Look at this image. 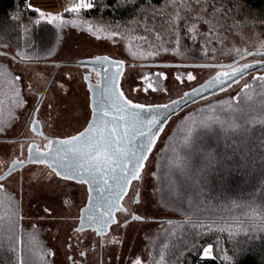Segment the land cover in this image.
Segmentation results:
<instances>
[{
    "label": "trees",
    "instance_id": "trees-1",
    "mask_svg": "<svg viewBox=\"0 0 264 264\" xmlns=\"http://www.w3.org/2000/svg\"><path fill=\"white\" fill-rule=\"evenodd\" d=\"M165 1L150 0L155 9ZM91 2L93 7L83 10L84 19L91 20L103 38L120 44L130 62L160 61L168 54L181 62L209 63L217 61L223 49L226 35L215 25L211 33L198 30L199 35H189L185 31L189 26H182L172 35V21L162 29V15L148 8L146 0ZM204 6L212 16L235 20L241 16V29L264 31V0H208ZM34 13L24 7V0H0V50L6 53L1 55L24 63H49L47 54L58 50L63 29L33 21ZM149 53L154 55L142 57ZM251 56L264 58L255 53L231 68ZM158 74H151L147 81L162 89V77L155 79ZM249 74L252 76L235 93L189 109L163 139L153 176L156 205L169 217L147 238L151 264H264V68ZM13 77L18 75L0 62V119L8 127L25 104L18 107L15 103L25 100L19 80ZM201 121L209 127H201ZM193 122L195 130L186 142ZM208 153L214 158L212 163ZM10 192L0 188V197L6 196L2 198L4 210L0 208V264H23L25 259L30 264H53L48 262L49 249L41 228L22 224L21 212L16 213L14 233L10 232L12 214L6 212ZM208 249L205 255L202 250Z\"/></svg>",
    "mask_w": 264,
    "mask_h": 264
},
{
    "label": "rangeland",
    "instance_id": "rangeland-1",
    "mask_svg": "<svg viewBox=\"0 0 264 264\" xmlns=\"http://www.w3.org/2000/svg\"><path fill=\"white\" fill-rule=\"evenodd\" d=\"M84 9L86 8H81L78 12L67 11L61 14L39 11L30 17L35 22L42 21L43 24L57 25L63 29L58 50L47 54L48 57L46 59L49 61L77 60L96 54L109 55L122 63L123 71L120 79V88L124 95L134 102L142 104L166 103L180 96L183 91L201 83L219 69L210 66L132 65L133 62H130L124 55L120 44L111 43L103 38L92 21L84 19ZM155 10L157 11L156 13L162 15V17H159L162 22V29L167 26L169 21H172V29H170L172 30V35H177L180 27H190L194 22L196 23V28L205 33H208L213 25L219 31H222L221 34L224 33L226 35L224 43L221 45L223 49L219 50L217 61L213 60L209 61V63L229 62L249 52L264 50V31L251 28L241 29V16L239 20H235L231 16H212L211 13L205 12V6L200 11H197L186 0H180L177 4L175 0H166L157 6ZM53 17L58 19H53ZM196 17L209 20L210 23H199L196 21ZM24 19L27 20L28 18L24 17ZM71 20L76 21V24L59 26L61 21ZM238 24H240V29L237 26ZM90 26L92 30L88 31ZM142 57L150 58L151 56L144 54ZM159 60L163 62L180 61L168 54ZM259 60H264V58ZM259 60L251 56L245 59V63L250 64ZM0 62L7 63L11 70L18 75L21 92L26 102L24 107L17 112L14 125L10 131L6 121L0 119V126L3 129L0 130V137H9L21 130L25 118L35 103L36 95L42 90L46 80L45 77L49 76L53 66L48 63L19 62L6 55H0ZM63 69L70 68L66 66ZM157 72L163 74L160 76V78L162 77L163 88L153 91L148 88L150 82L147 80L151 74ZM189 76L194 77V79L189 80ZM251 76L252 74L243 77L237 84L228 87L217 95L182 108L177 114H169L168 122L156 138L150 153H148L140 181L135 182L133 185V189L135 186L141 189L140 203L135 207V210L142 219L140 221H130L125 225L111 226L106 240L110 244L103 248V262H97L98 258L94 259V257L90 256L89 260L92 262H83L84 264H135L136 260H140L141 264H151L147 238L161 224L162 219L169 217L156 205L153 176L155 159L163 139L168 135L175 121L189 109L210 99L235 93ZM144 80L147 84H145ZM68 84V87L57 88L51 86L47 92L42 109L49 123L47 131L75 130L78 128L77 118L79 117L81 121L87 118L88 92L81 80V75H79L78 80L72 79ZM49 102H51L50 108L47 107ZM16 151L17 144L15 142L0 141V172ZM22 173V181L19 179V172L12 174L4 181L13 191L10 198H7L6 203L8 206L6 205V212L12 214V208L9 206L13 204V201H16L18 205L17 212L22 209L21 223L25 226L31 224L39 226L46 243L56 253L55 256H57L59 262H53V264H70L67 262V243L71 241L69 237L72 235L73 227L77 224L75 217L79 212V208L85 203V188L82 187L79 190V187H76L75 189L74 186L68 185L69 183L50 177L44 170L36 166L26 167ZM21 190L23 198L22 201H19L18 196ZM3 197L6 196L1 194L0 202H2ZM2 204L4 205V202ZM0 208L4 210L3 207ZM82 235L86 237L85 242L81 244L82 248L90 250L92 240L98 242L90 232H85ZM110 239L113 241H110ZM90 254L94 255L95 253L90 252ZM107 255L109 259H107Z\"/></svg>",
    "mask_w": 264,
    "mask_h": 264
},
{
    "label": "snow or ice",
    "instance_id": "snow-or-ice-1",
    "mask_svg": "<svg viewBox=\"0 0 264 264\" xmlns=\"http://www.w3.org/2000/svg\"><path fill=\"white\" fill-rule=\"evenodd\" d=\"M124 2H135V0H124ZM175 2H178V0H175ZM187 2L195 10L200 11L208 0H187ZM237 3H239V0H237ZM146 5L148 8L155 10L150 0H146ZM92 7L93 3L89 0L88 3H81L76 7L66 9V11L78 12L81 8L91 9ZM53 19L58 18L53 17ZM196 21L205 24L210 23L209 20L200 17H196ZM64 24L75 25L76 21H61L59 26ZM91 30L90 26L88 31ZM185 31L189 32V35L193 32L199 35L195 22L190 27L185 28ZM211 31L210 29V33ZM112 35H116V33H112ZM149 55H154V53H149ZM81 63L85 64L87 62L82 61ZM94 63L101 66L105 81L104 87L100 89L103 101L99 103L98 118L88 123L84 130L72 135L70 138L50 141L49 148L51 150L49 152L41 153L35 145H32L29 149L28 159L39 163L47 160L49 167L56 170L58 177L86 183L91 186L93 192L99 189L101 195L96 203L98 206L103 207L104 211L92 215L88 219L90 224L98 225V231L103 232L113 223L112 212L119 207V200L124 195L129 180L140 179V169L146 162L148 153H150L156 139L154 129L159 130V124L164 119H167L166 110L169 107L174 108L181 101H173L170 105L145 107L143 104L126 100L123 98V93L118 92L116 89V81L119 79L123 67L122 63L114 62L108 57H97ZM251 67L252 65L248 64L244 65L243 68L234 69L230 74L221 73L210 80L208 85L224 88L228 86L229 82H235L241 78ZM161 75L163 74H158L155 79L159 80ZM188 79L191 80L194 77L189 76ZM13 80L18 81L19 77H13ZM97 87H99V84ZM148 88L153 91L157 90L151 83L148 84ZM17 96H19L18 92ZM15 103L19 107L26 102L17 100ZM108 108L112 109L114 113L111 119H108ZM35 112L36 108L34 107L33 115ZM200 125L204 128L209 127L204 121H201ZM36 127L34 125V130H36ZM0 130H3L2 126H0ZM194 130L195 122L187 130L186 142L192 136ZM53 143L58 145V147L52 148L51 145ZM262 144H264V141H262ZM207 155L209 162L212 163L214 159L212 154L208 153ZM64 161L68 163L65 164L63 163ZM22 163V161L14 162L8 172L11 173L13 169L20 167ZM2 180L3 177H0V181ZM110 181L111 183H109ZM103 193H107V195ZM89 198L92 199L91 197ZM2 206L3 204L0 202V207ZM17 211L18 205L13 203L12 215L9 218L10 232L12 233L15 231ZM46 211L48 210L46 209ZM2 219L3 217H0V220ZM131 219L140 221L142 218L139 214H135L131 216ZM193 227L195 228V225ZM14 240L15 237L12 235V241L14 242ZM0 247H2V238H0ZM202 251L207 255L210 249ZM23 264H30V261L25 259ZM135 264H141L140 260H136Z\"/></svg>",
    "mask_w": 264,
    "mask_h": 264
},
{
    "label": "flooded vegetation",
    "instance_id": "flooded-vegetation-1",
    "mask_svg": "<svg viewBox=\"0 0 264 264\" xmlns=\"http://www.w3.org/2000/svg\"><path fill=\"white\" fill-rule=\"evenodd\" d=\"M71 61H76V60H51V61H49L48 64L52 65L53 69H52L51 73L49 74V76H48L47 80L45 81L44 86L41 90V91H43L44 88L46 87L44 94H43V97H42V100H41L38 108L36 109L35 114L34 115L31 114V112L33 110V107H34L36 101H37L38 95L41 91L36 95L35 103L32 106L31 110L29 111L27 117L25 118L24 124L22 125L21 130L15 135H11L9 137H2V138H12V139L15 138V139H13V140H0V141L15 142L17 144V151L12 155V157L9 159V161L11 159H13L16 155L19 154L21 146H27L29 144H36L39 148L44 149L47 147V144L49 142L50 137H56V138L69 137V136H72L74 134L79 133L81 130H83L86 127V125L90 119L91 110L89 107V91L87 88V82H86L85 77H86V74L89 73L90 75L88 78L90 80L98 81L99 73L94 72L88 68H81L78 65L71 64L70 63ZM56 62L59 64L56 65ZM66 66H68L70 69H63V67H66ZM229 69H231V67L227 68L225 70H229ZM79 75H81V80L85 84V88L88 92L87 118H86V120L81 121V120H79V117H78L77 118L78 119V125H77L78 128L75 130L68 129V131H62V132L61 131L60 132H58V131H54V132L47 131L49 123L47 121L48 120L47 116L45 114H43L42 109H43V101L46 98L48 90L50 89L51 86H55L57 88L63 87V86L68 87L69 81L72 79L78 80ZM47 107L48 108L51 107V102H49L47 104ZM75 117H77V116H75ZM15 118H16V116L13 117L14 120H15ZM14 120H13V123L8 128L9 131L11 130L12 126L14 125ZM35 120L36 121L40 120L42 122V124H43L42 133H36L35 132L36 130L39 129V127H36V130H34L35 124L33 122ZM53 127H54V123H53ZM9 161L4 166V168L1 170V172H3L6 169ZM29 166L39 167L40 169L44 170L47 173V175H49L50 177H55V178L65 182V183H69L68 185L74 186L75 189H76V187H79V190L82 187L85 188V191H86L85 203L83 205H81L79 208V212H78L77 216L75 217L77 224L73 227L72 235L69 237L71 239V241H69L67 243V251H68L67 262H69L70 264H84L83 262H92L91 260H89L90 256L94 257V259L98 258L97 262H103V257H104L103 248H104V246H109V244H110V243H107L106 240L109 236V231H110L111 226L118 225V224L119 225H125L128 222L133 221V220H128L127 223H125V224H121L120 222H117V221L113 222L107 227L106 231H103V232L98 231V226L97 227H85V228L77 231L78 222H79V218L81 215V209L86 205L88 198H89L88 186L86 183H80L79 181H76V180L58 177L56 175V172L54 170H52L45 163H28V164L23 165L21 168H18L16 170L12 171L8 175H6L2 181H0V186H2L0 188L1 189H8L11 192H13L11 190L10 186L5 184L4 181L9 176H11L12 174H14L16 172H19V179L22 181V176H23L22 171L24 170V168L29 167ZM143 167H144V164H143ZM143 167L140 169V179H141V175L143 172ZM140 179H138V180L131 179L130 180L129 186H128V188H127V190H126V192L122 198V204H123L124 208L132 215L133 214L134 215L139 214L135 210V207L137 205H139V203H140L141 189L138 186H135V188L133 189V185L135 184V182H139ZM22 198H23V194H22V190H21V193L18 196L19 201H22ZM127 202H128V205H127ZM20 212L22 213V209ZM85 232H90L93 235V237L98 240V242H96V240H92L90 250H87L86 248L81 247V244L84 243L86 240L85 239L86 237H84V235H82ZM110 241H113V240L110 239ZM48 249H49L48 250L49 251L48 262H59V260L57 259V256H55L56 253L53 251V248H51L48 245ZM89 251L94 252L95 254L94 255L90 254ZM107 259H109L108 255H107Z\"/></svg>",
    "mask_w": 264,
    "mask_h": 264
},
{
    "label": "water",
    "instance_id": "water-1",
    "mask_svg": "<svg viewBox=\"0 0 264 264\" xmlns=\"http://www.w3.org/2000/svg\"><path fill=\"white\" fill-rule=\"evenodd\" d=\"M255 53L256 54L264 55V51H252V52H249V53H247V54H245V55H243V56H241L239 58L234 59L231 62H226V63L178 62V61L177 62L176 61H174V62H163V61L138 62L137 61V62H133L132 65H137V66H175V67H181V66H189V67H203V66L228 67V66H230V65H232V64H234V63H236V62H238L240 60H242L243 58H245V57H247L249 55L255 54ZM0 54H6V53L4 51H1L0 50ZM97 57H108L110 60H112L114 62H120L119 60H117V59H115V58H113V57H111L109 55H106V54H96V55L91 56V57H84V58H80V59H78L76 61H71L70 62L71 64L78 65L81 68H88V69H90V70H92L94 72L99 73L98 81L90 80L88 78L90 74L89 73L86 74V77H87V79H86L87 88H88V91H89V107H90V110H91V115H90V119H89L88 123H90L93 120H96L98 118L97 117V113L99 111V103L103 101V97L101 96L100 89H102L104 87V83H105V81H104V73H103V71L101 69V66L99 64L94 63V61L96 60ZM82 61L87 62V63L82 64L81 63ZM58 64L59 63L56 62V65H58ZM248 64L249 63H243V64H240L239 66L234 67V68H231L229 70L218 69L216 72H214L211 76L207 77L201 83L195 85L192 88H189V89L183 91V93L180 96H178V97L174 98L173 100L168 101L166 103H163V104H160V103H158V104H143V105H145V107H149V106H153L154 107V106L170 105V104L173 103V101H181V103L176 104L174 108L173 107H169L166 110V112H167V119H164L163 122L161 124H159V126H158L159 130L154 129V131L156 133V138L158 137V135L160 134V132L162 131V129L166 125L170 113H177L182 108H184V107L192 104L193 102H195L197 100H200V99H202V98H204L206 96H209L211 94L218 93L221 90L225 89L226 87H228V86H230L232 84H236L242 77H244L245 75L249 74L250 72H252V71H254L256 69L264 68V60H259V61L250 63V65H252V67L248 71H246L241 78H239L235 82H229L228 86H226L224 88H219V87L209 86L208 85V82L210 80H212L213 78L217 77L221 73H229L230 74L234 69H236V68H243L244 65H248ZM113 71H115V69H113ZM122 71H123V67L121 69V75H122ZM121 75H120L119 79L116 81V89H117L118 92H122V90L120 88ZM98 84H99V87H97ZM45 88L38 95L37 101H36V103L34 105V107L36 109L38 108V106H39V104H40V102L42 100V97H43ZM123 98L126 99V100H130V99H128L124 95V93H123ZM132 102L133 103H138V102H134V101H132ZM139 104H142V103H139ZM107 110L109 111V117H108V119H111V116L114 114L113 113V110L110 109V108H108ZM31 114H33V110L31 112ZM33 123L37 127H39V129L36 130L35 132L36 133H42V127H43L42 122L40 120L39 121H36L35 120ZM110 127H111V125H110ZM70 137L71 136L65 137V138L50 137L49 138V142L50 141L61 140V139H67V138H70ZM13 139H15V138H13ZM13 139L12 138H2V137H0V140H13ZM155 141H156V139H155ZM49 142L47 144V147L44 148V149L39 148L36 144H29L27 146H21L20 147L19 154L16 155L13 159H11L9 161L6 169L3 172L0 173V177H3L4 178L6 175H8L9 174L8 169L16 161H22L23 163L21 164L20 167H17L15 169H13V171L16 170V169H18V168H21L23 165L28 164V163H39V162H35V161H29V159H28V157H29V149H30V147L32 145H35L36 148H38L41 153L49 152L51 150L49 148ZM51 147L52 148H56V147H58V145H56L55 143H53L51 145ZM42 163H45V164H47L49 166V162L47 160H45ZM63 163L67 164L68 162L67 161H64ZM129 167H131V165H129ZM51 169L56 172L55 169H53V168H51ZM130 180L128 182V186H129ZM109 183H111V181ZM87 186H88V191H89V197H91L92 199L88 198V201H87L86 205L81 209V215H80L79 222H78V229L79 230H81V229H83L85 227H97L98 225L90 224L88 222L89 221L88 218L91 217L92 215H96V214H99V213H101V212L104 211V208L98 206L97 203H96V201L99 200V197L101 195L100 190L98 189L97 191L93 192L91 190V186L88 185V184H87ZM126 190L127 189H125V192H126ZM103 194L104 195H107V193H103ZM123 196L119 200V207L116 208L115 210H113V212H112L113 222H116L117 221V222H120L121 224H125V223H127L128 220H132L131 219L132 214H130L124 208V206L122 204V198H123ZM106 229L104 231H106Z\"/></svg>",
    "mask_w": 264,
    "mask_h": 264
},
{
    "label": "crops",
    "instance_id": "crops-1",
    "mask_svg": "<svg viewBox=\"0 0 264 264\" xmlns=\"http://www.w3.org/2000/svg\"><path fill=\"white\" fill-rule=\"evenodd\" d=\"M89 0H24V7L34 12L45 11L48 13L61 14L66 9L76 7Z\"/></svg>",
    "mask_w": 264,
    "mask_h": 264
}]
</instances>
